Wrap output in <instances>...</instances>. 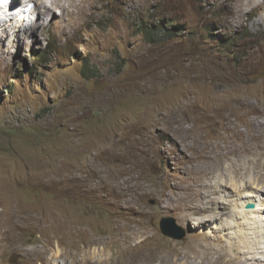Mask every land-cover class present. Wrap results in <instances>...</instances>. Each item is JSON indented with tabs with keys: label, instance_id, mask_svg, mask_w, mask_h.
<instances>
[{
	"label": "rangeland",
	"instance_id": "1",
	"mask_svg": "<svg viewBox=\"0 0 264 264\" xmlns=\"http://www.w3.org/2000/svg\"><path fill=\"white\" fill-rule=\"evenodd\" d=\"M246 10L254 15L241 24L234 0H99L79 14L55 8L32 29L0 23V264L108 262L124 242L113 235L124 236L136 221L125 208L136 198L152 213L157 241L174 245L180 258L219 236L217 244L231 252L240 243L252 253L249 263L264 264V237L227 217L231 200L223 198L227 208L218 215L208 209L185 219L166 206L174 191L183 199L186 188L207 190L218 173L229 181L230 166L243 175L239 170L264 148V9ZM220 101L228 111L214 110ZM172 116L192 130L186 143L170 129ZM199 140L212 159L190 165ZM243 140L249 148L235 152ZM136 166L144 169L143 185L155 186L152 193L134 187L127 198L111 189L110 169ZM167 218L183 229L182 239L162 232ZM90 237L103 242L90 244ZM193 257L188 264L198 263Z\"/></svg>",
	"mask_w": 264,
	"mask_h": 264
},
{
	"label": "bare ground",
	"instance_id": "2",
	"mask_svg": "<svg viewBox=\"0 0 264 264\" xmlns=\"http://www.w3.org/2000/svg\"><path fill=\"white\" fill-rule=\"evenodd\" d=\"M98 1L99 0H51V1H49V0H41V2L39 1L40 3L38 2V7L36 8V14L38 16V19L40 18V22H41L42 16L43 15H46V17H47L51 13L53 14V11L55 10V8H59L62 11L61 14L62 15H66V16H67L70 8H73L74 9V13L76 11H77L76 13H78V12L84 13V12H86L87 6L94 7V6L97 5V2ZM234 2L237 3L238 10H239V13H238V15L236 17L237 18V21L236 22L241 23V24L243 23L242 20H241L242 17H248L251 14H253V11H251L252 9L250 10L251 12H249V13L247 12L248 11V10H246L247 7H254V8L257 7L259 10L260 9H264V0H234ZM231 5L232 4L229 1H226L225 2V6L227 8L229 7V9H231L232 8ZM38 8H40V9H38ZM80 17H81V15H80ZM1 22L2 21H0V23ZM236 22H235V24H236ZM236 66H238V65H236ZM227 67H228V65H227ZM252 76H253V74H252ZM249 77H250V75H249ZM179 78H180V76H179ZM229 105L230 104L227 103V102H225V101H224V103L222 101H220V104L218 105L217 108H214V110H218L220 113L221 112H225V111H228L227 109H228ZM240 106L241 107H244V106L249 107L251 105L248 102H242V104ZM183 115H185V114H183ZM165 118L166 117L163 115L162 117H160L159 119H157V121H155V123L154 122L153 123L155 125H157V123L160 124V123H162V122L165 121ZM167 121H168V119H167ZM170 121H171V123H170V129L173 130V132L175 133V136L178 137L179 139H181L182 142H185L186 143L187 140H189L190 138H192V135H193V133L191 134L192 130H188V129H186L187 127L185 128V126H184V122L186 121L185 119L181 118V116L179 118V116H178V117H173ZM152 126H154V125H152ZM255 126H256V124H255ZM258 129H259V127H258ZM196 131H197V129H196ZM238 131H236V132H238ZM200 134H202V133H200ZM255 134H256V132H255ZM239 136L240 135H238V137ZM258 136H256V139L255 140L258 139ZM175 139L176 138H174L172 140L174 141ZM197 139H199L198 136H197ZM203 139L205 140V138H203ZM248 139H249V137H248ZM251 139L253 140V138H251ZM180 144H181V142H180ZM200 144L203 147L200 146ZM245 144H247V143L244 142V140H243V146L239 147V145H238L236 148L233 147L232 149L235 152H240V150H242L244 148H249V145H245ZM206 145H207V143H206ZM206 145L204 144L203 140L196 141L194 146L191 145L192 147H194V150L193 151H195V152L192 153V155H193L192 157H189L188 158V163L190 165L191 164H194V163L195 164H198V163H200L199 161H201V160L208 161V160L212 159L211 158V152H209V153L205 152L206 149L208 148ZM76 147H78V146H76ZM199 148L200 149L201 148L203 149L201 151L202 153L198 152V149ZM221 149L222 150H220L219 149V146H218V147H216V151H215L216 152V157H217V159L219 161L224 160L223 158L225 156L223 154V148H221ZM260 149L261 150L258 153V155L256 156V159H254V160L252 159V160H249V161L247 160L248 162L243 165L244 168L243 169L241 168L239 170V171H244L243 172V175L239 173L240 174V176H239L238 173H235V170L238 168V165L237 164L236 165H233V166H230V164H229L230 167L226 168V170L227 169L229 170L227 172H229V174H230V180L229 181H227V179L225 177H222V174L221 173H218L216 175V179L217 180L214 181V182H211V183L210 182L208 183L206 181V179H201L199 177L198 178V183L200 182L199 184L202 185V184H205L207 182L208 183V187L207 188L208 189H211V191H209L208 189L207 190L206 189H204V190L201 189L202 191H200V190L194 189V188L193 189L186 188L187 190H185V193H184L185 197L182 196L183 199L182 198L179 199L180 198L179 195H178L179 198L177 196H173V195H176V192L174 191L173 193L170 194V196L167 197L166 200L168 201V203L166 204V206L168 208H172V209L174 208V211L176 210L178 212L179 211L183 212V215L182 216H183V219H185V216H184L185 214H186V217L189 214H201L203 211H207L208 209H210V210L213 211V215H218V212L216 210H218L221 207L227 208L224 200L225 201L226 200H231V204L233 205V207L228 210L227 217L229 219H231V221L235 222V224H237L238 226H240V224H241L239 222V220L240 219H243L245 221V223L247 222L248 226H251V227L254 226L255 233L258 234V235H260V236H257V238L263 239V237H264V148H262V146H261ZM188 151H189V149H188ZM218 151H220V152L217 153ZM248 153H250V152H248ZM70 157H72V156H70ZM213 162H212V164H213ZM207 166H208V164H207ZM210 166H209V168H210ZM255 167H256V169H255ZM200 168H201V166H197V165L196 166L195 165L193 166V169L196 172L198 170H200ZM64 169H66V168H64ZM207 169H208V167H207ZM110 170H111V174H110V177H109L110 187H111L112 190L114 189L117 192V194H119L121 196H127V198H128L129 197L128 192L130 190H132V188H134V187L140 189L142 191V194L152 193L155 190V186L154 185H151V184L150 185H143L142 181L145 179V175H144V169L142 168V166H140V167L139 166H136L135 168L134 167H131V168H126V169H121V168L113 167ZM136 170H138V171L136 172ZM255 170H257L258 172L255 171ZM233 172H234V174H233ZM250 172H253L255 174H251ZM206 173H207V171H206ZM206 175H208V174H206ZM210 175H213V173H210ZM198 176H201V175H198ZM246 176H247V178L249 176H251V178H250L251 180L249 181V180H247V178L244 179ZM213 177H215V176H213ZM226 177H227V174H226ZM195 178H197V177H195ZM208 181H209V179H208ZM178 190L180 191L181 188H178ZM202 193H206L204 195L203 199H201ZM171 198H172V200H171ZM223 198H224V200H223ZM140 199L139 198H136V201L134 199V201L132 203H128V204L126 203L127 206L125 208H128V213L127 214L128 215H131V217L132 216H136V218H135L136 221L133 224H127V226L123 229L124 232L127 233V234H124V236H121V233H120V235H117V234L116 235H113V238H112L113 239V242H116V241L118 242V241H121V240L124 241L120 245L121 247H120L119 251L116 252L117 253L115 255L116 257H114L111 260L109 259L110 261H108V262L102 261L101 263H99V260H98V263H97V261L95 260L96 261L95 263H97V264H153L152 262L159 261V262H162V263L178 262L179 264H188L189 263V260L194 256L193 259H194V261H196V260L198 261L197 264H252V263H249V259H248V256L252 254L251 252H249L250 250H248V252L244 253L243 252L244 251L243 250V247H241L240 243L234 242V245L233 246L236 247V249H232L231 248V252H230V249H228V246L227 245L226 246H222L220 244H217V243H222L223 242L222 239H221V237H219V236L214 237L212 239L213 246H211L210 248L200 247V246H197V245L196 246H192V249L189 250V251H187L186 253H184L183 257L180 258L181 252L178 249H176L174 247V245H172V246H170L168 248H165V247L161 246V241H159L160 243L157 241V239H156L157 233L155 235L154 230H152L150 228V225L148 224L149 217L151 216L152 213H148V211H146L144 207L140 206V204H139L140 203L139 202ZM200 201L201 202L204 201L203 203L205 205H202V206L201 205H197V204L200 203ZM161 202L164 203L163 200H161ZM174 202H177V205H173ZM248 204H252L253 207L252 208H247V205ZM124 206H125V204H124ZM184 209L185 210H188V211H185ZM162 210H163V208H162ZM167 212H169V211H167ZM201 220H202L201 223H204L203 218ZM226 227H228V225H226ZM79 230H81V229H79ZM79 235H81V234H79ZM141 238H143V239L140 240L139 245H136V246L134 245V247H132V246L130 247V245H132L134 243V241H137L138 239H141ZM159 239H160V237H159ZM206 239H210V238L208 237ZM98 240H99L98 238L90 237V238H88L87 241L90 244H99V243L102 244V242H103L102 239H100L99 241ZM104 242H106V241H104ZM240 242L245 243L241 239H240ZM144 245H149L150 247L149 248L147 247V249H144L145 248ZM37 255H39V254H37ZM111 257H112V255H111ZM39 258H40V256L38 257V259ZM42 262H43V260H42ZM33 264H35V263H33ZM85 264H91V262L90 263L89 262H86Z\"/></svg>",
	"mask_w": 264,
	"mask_h": 264
},
{
	"label": "clouds",
	"instance_id": "3",
	"mask_svg": "<svg viewBox=\"0 0 264 264\" xmlns=\"http://www.w3.org/2000/svg\"><path fill=\"white\" fill-rule=\"evenodd\" d=\"M37 7V0H0V21L8 23L7 26L15 22L29 29L40 21L36 14Z\"/></svg>",
	"mask_w": 264,
	"mask_h": 264
},
{
	"label": "water",
	"instance_id": "4",
	"mask_svg": "<svg viewBox=\"0 0 264 264\" xmlns=\"http://www.w3.org/2000/svg\"><path fill=\"white\" fill-rule=\"evenodd\" d=\"M252 204H248L247 208H252ZM161 230L162 232L169 237L175 238V239H182L185 236V232L180 227L177 228V225L175 221L172 218L163 219L161 223ZM179 231V234L175 232Z\"/></svg>",
	"mask_w": 264,
	"mask_h": 264
}]
</instances>
